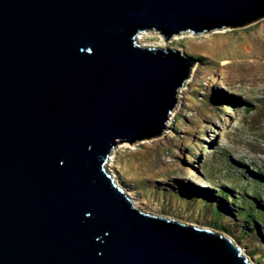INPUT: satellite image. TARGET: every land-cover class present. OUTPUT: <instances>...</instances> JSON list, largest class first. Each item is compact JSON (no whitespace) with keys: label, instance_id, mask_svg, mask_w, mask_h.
<instances>
[{"label":"water","instance_id":"1","mask_svg":"<svg viewBox=\"0 0 264 264\" xmlns=\"http://www.w3.org/2000/svg\"><path fill=\"white\" fill-rule=\"evenodd\" d=\"M264 19V0H0V264H254L144 212L108 173L161 138L198 61L147 47Z\"/></svg>","mask_w":264,"mask_h":264},{"label":"rangeland","instance_id":"2","mask_svg":"<svg viewBox=\"0 0 264 264\" xmlns=\"http://www.w3.org/2000/svg\"><path fill=\"white\" fill-rule=\"evenodd\" d=\"M144 43L181 49L199 63L165 134L118 147L110 174L144 212L220 231L213 225L212 207L222 188L240 199L264 189V19L240 29L181 35L168 43L148 35ZM240 199L231 197L229 206ZM260 204L264 208V201ZM226 219L222 226L231 231L224 232L254 264H264L259 252L264 221L241 242V224Z\"/></svg>","mask_w":264,"mask_h":264},{"label":"trees","instance_id":"3","mask_svg":"<svg viewBox=\"0 0 264 264\" xmlns=\"http://www.w3.org/2000/svg\"><path fill=\"white\" fill-rule=\"evenodd\" d=\"M230 104L232 106V102ZM257 187L259 188L260 186L258 185ZM219 192L216 200L218 204L212 207L213 225L223 231L230 232L231 230L222 226V223L227 220L226 217L229 218L231 216L236 222L241 224L239 238L241 242L252 237L259 230L260 223L264 221V208L260 204L264 201V189L262 193L257 189L245 192V196L242 199L231 195V192L226 188H222ZM231 197L240 200H235L229 206ZM238 203L240 204L238 205ZM259 252H261V261L264 262V246Z\"/></svg>","mask_w":264,"mask_h":264},{"label":"bare ground","instance_id":"4","mask_svg":"<svg viewBox=\"0 0 264 264\" xmlns=\"http://www.w3.org/2000/svg\"><path fill=\"white\" fill-rule=\"evenodd\" d=\"M148 35H141L140 37H139V40H140V42H141V44L142 45H144V46H147V47H157V46H163L164 47V45H154V46H149V45H146L145 43H144V40H145V38L147 37ZM192 37V36H191ZM184 38V37H183ZM172 116H173V114H172ZM171 116V117H172ZM173 119L172 118H170V121H169V124L168 125H170L171 124V121H172ZM122 147V146H121ZM124 147H128V145H124ZM116 151V150H115ZM113 154V153H112ZM112 157H111V160H110V164L108 165V168H107V170H108V173H110V170H109V167L111 166V163H112V161H113V155H111ZM113 178H114V180L116 181V183H117V185L118 186H121L120 185V182L117 180L118 178H117V176H115V175H111ZM122 187V186H121ZM124 189V188H123ZM124 191H125V189H124ZM133 199V198H132ZM133 201H135V199H133ZM136 202V201H135ZM136 206H138L139 207V203H137L136 202Z\"/></svg>","mask_w":264,"mask_h":264},{"label":"built area","instance_id":"5","mask_svg":"<svg viewBox=\"0 0 264 264\" xmlns=\"http://www.w3.org/2000/svg\"><path fill=\"white\" fill-rule=\"evenodd\" d=\"M182 94V93H181Z\"/></svg>","mask_w":264,"mask_h":264}]
</instances>
